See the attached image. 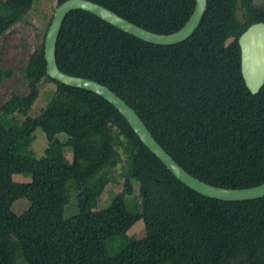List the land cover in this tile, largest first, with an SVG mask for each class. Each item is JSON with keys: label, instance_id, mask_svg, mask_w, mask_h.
I'll return each instance as SVG.
<instances>
[{"label": "trees", "instance_id": "trees-1", "mask_svg": "<svg viewBox=\"0 0 264 264\" xmlns=\"http://www.w3.org/2000/svg\"><path fill=\"white\" fill-rule=\"evenodd\" d=\"M93 1L162 33L183 27L196 6V0ZM36 2L0 0V63L3 35ZM51 20L23 67L27 93L14 90L0 103V264H264V197L226 201L197 192L109 100L50 77L44 47ZM259 21L264 2L209 0L192 36L162 45L77 9L64 20L57 61L63 71L121 95L197 177L251 187L264 183V85L258 93L248 87L239 38ZM11 74L0 68V80ZM44 83L55 87L33 116ZM37 128L49 142L42 157L31 148ZM60 133L73 139L72 160ZM123 154V187L99 208ZM16 173L31 180L17 181ZM22 197L30 207L17 214L12 207ZM141 219L146 235L137 238L129 231Z\"/></svg>", "mask_w": 264, "mask_h": 264}, {"label": "water", "instance_id": "water-1", "mask_svg": "<svg viewBox=\"0 0 264 264\" xmlns=\"http://www.w3.org/2000/svg\"><path fill=\"white\" fill-rule=\"evenodd\" d=\"M209 0H196L190 18L179 30L172 33L156 32L93 0H65L58 4L45 36L44 55L47 74L66 85L91 90L109 100L129 121L144 144L190 188L212 198L226 201L252 200L264 197V183L245 188H229L209 183L187 170L158 141L145 120L116 91L108 85L85 76L63 71L57 61V43L66 16L73 10L83 9L96 14L114 26L147 42L172 45L187 40L200 26L208 10ZM242 71L248 87L258 93L264 85V21L251 24L240 36Z\"/></svg>", "mask_w": 264, "mask_h": 264}, {"label": "rangeland", "instance_id": "rangeland-1", "mask_svg": "<svg viewBox=\"0 0 264 264\" xmlns=\"http://www.w3.org/2000/svg\"><path fill=\"white\" fill-rule=\"evenodd\" d=\"M257 3H263L264 0H255ZM57 0H37L36 4L29 11L24 21L15 24L8 30L2 39V60L0 68L3 71L12 70L10 77H5L0 80V103L7 100L11 93L15 90L20 93H27L28 81L23 77V67L28 61L29 56L38 47L41 37L44 34L47 24L52 19L57 7ZM242 16V10L239 11ZM55 87L53 83H44L41 88V93L33 104L30 114L36 116L42 107L47 104L49 92ZM19 117H24L19 114ZM36 139L33 141L31 148L34 149L38 157L45 154V150L49 145L46 133L42 128H37L35 131ZM59 137L64 142V150L66 156L73 159V139L65 133H60ZM123 153V148L119 147ZM125 163L124 154L120 165L115 168V172L111 175L112 181L105 190L101 198L99 208L107 207L113 196L123 187L124 177L121 174ZM14 179L21 182L31 180V176L22 173L14 174ZM135 192L139 193V182L134 181ZM133 204V203H132ZM131 204V206H132ZM30 207V200L26 197L17 199L13 204V209L17 214H21ZM67 217L70 216L67 210ZM131 235L137 238H142L146 235V226L143 219L139 220L129 231Z\"/></svg>", "mask_w": 264, "mask_h": 264}]
</instances>
